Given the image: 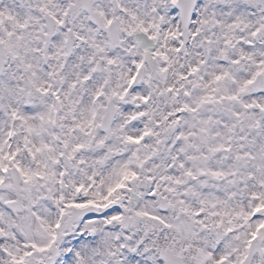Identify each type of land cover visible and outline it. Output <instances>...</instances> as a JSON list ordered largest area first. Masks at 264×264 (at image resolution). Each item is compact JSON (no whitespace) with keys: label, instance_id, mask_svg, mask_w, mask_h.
Masks as SVG:
<instances>
[{"label":"snow or ice","instance_id":"1","mask_svg":"<svg viewBox=\"0 0 264 264\" xmlns=\"http://www.w3.org/2000/svg\"><path fill=\"white\" fill-rule=\"evenodd\" d=\"M0 264H264V0H0Z\"/></svg>","mask_w":264,"mask_h":264}]
</instances>
